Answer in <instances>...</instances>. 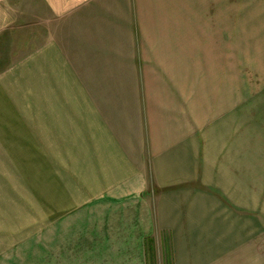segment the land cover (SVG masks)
<instances>
[{
  "label": "crops",
  "instance_id": "1",
  "mask_svg": "<svg viewBox=\"0 0 264 264\" xmlns=\"http://www.w3.org/2000/svg\"><path fill=\"white\" fill-rule=\"evenodd\" d=\"M229 24L264 0H0V141L50 173L51 264H264Z\"/></svg>",
  "mask_w": 264,
  "mask_h": 264
},
{
  "label": "rangeland",
  "instance_id": "2",
  "mask_svg": "<svg viewBox=\"0 0 264 264\" xmlns=\"http://www.w3.org/2000/svg\"><path fill=\"white\" fill-rule=\"evenodd\" d=\"M232 25L244 34L235 30L233 107L220 115L234 119L232 128L225 127L233 129L236 138L243 137L250 157H255L264 149L258 141V134L264 133V60L257 57L264 31L256 26L254 33L247 24H229V28ZM6 144L8 148L0 141V264H51L50 189L44 187L50 173L42 170L43 158L18 157V147ZM152 264H169V260L157 253Z\"/></svg>",
  "mask_w": 264,
  "mask_h": 264
}]
</instances>
